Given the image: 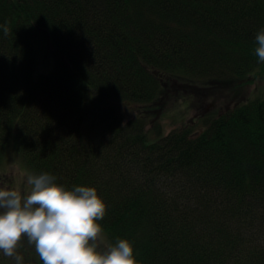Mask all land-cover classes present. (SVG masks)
<instances>
[{"label":"trees","instance_id":"16d2710c","mask_svg":"<svg viewBox=\"0 0 264 264\" xmlns=\"http://www.w3.org/2000/svg\"><path fill=\"white\" fill-rule=\"evenodd\" d=\"M3 24L0 164L16 154L67 189L96 187L98 223L137 264H264V96L199 134L152 139L146 118L121 113L162 108L167 75L264 73V0H0ZM43 40L49 72L36 70Z\"/></svg>","mask_w":264,"mask_h":264},{"label":"clouds","instance_id":"9594fccd","mask_svg":"<svg viewBox=\"0 0 264 264\" xmlns=\"http://www.w3.org/2000/svg\"><path fill=\"white\" fill-rule=\"evenodd\" d=\"M0 29L9 35L6 24ZM255 41V55L264 63V29ZM56 181L47 172L28 174L26 194L0 189V251L4 256L24 264L17 249L26 238L43 264H137L129 240L112 244L103 236L98 221L104 219L107 205L97 188L67 189Z\"/></svg>","mask_w":264,"mask_h":264},{"label":"rangeland","instance_id":"374dc122","mask_svg":"<svg viewBox=\"0 0 264 264\" xmlns=\"http://www.w3.org/2000/svg\"><path fill=\"white\" fill-rule=\"evenodd\" d=\"M49 48L51 46L44 40L38 43L36 67L38 72H49L52 67L53 58ZM165 83L162 108L158 106L160 103L158 101L148 105L129 102L123 104L121 108L124 122L139 117L146 118L147 129L152 139L157 137L158 127L164 136L186 128L199 134L209 124V120L264 96V73L260 69L240 80L229 76L205 77V80L192 84L189 78L172 74L165 77ZM28 174L33 173L26 167L22 158L11 154L0 164V188L5 189V186L13 184L16 187L13 189L26 194ZM103 236L110 243L104 232ZM33 255L37 261L40 260L35 249L32 251L29 246L27 261L32 259ZM3 260L4 263L1 264H14L10 257L4 256Z\"/></svg>","mask_w":264,"mask_h":264},{"label":"flooded vegetation","instance_id":"af4514ba","mask_svg":"<svg viewBox=\"0 0 264 264\" xmlns=\"http://www.w3.org/2000/svg\"><path fill=\"white\" fill-rule=\"evenodd\" d=\"M2 183H3V182H2ZM10 188L13 189V188H16V187H15L13 184H12V185H7V186H5V189H6V190H10ZM0 189H3V188L1 187ZM29 246H31V250L34 251V249H35L34 246H33V245H29V244L27 243V239L25 238V239H23V240L21 241V246L18 247V249H17L18 253L24 257V264H31V262L34 263V261L36 260L35 256L33 255V258H32V259H29V260L27 261V248H28ZM3 257H4V254H3L2 251H0V264H1L2 262L4 263ZM39 261H40V260H39ZM12 262H14V264H16V262H15V260H14L13 258H12ZM42 264H43V263H42Z\"/></svg>","mask_w":264,"mask_h":264}]
</instances>
